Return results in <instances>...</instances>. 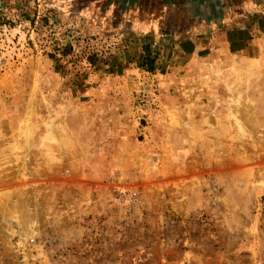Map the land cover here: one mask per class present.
<instances>
[{
    "label": "rangeland",
    "instance_id": "obj_1",
    "mask_svg": "<svg viewBox=\"0 0 264 264\" xmlns=\"http://www.w3.org/2000/svg\"><path fill=\"white\" fill-rule=\"evenodd\" d=\"M190 1L0 0V264H264V0Z\"/></svg>",
    "mask_w": 264,
    "mask_h": 264
},
{
    "label": "crops",
    "instance_id": "obj_2",
    "mask_svg": "<svg viewBox=\"0 0 264 264\" xmlns=\"http://www.w3.org/2000/svg\"><path fill=\"white\" fill-rule=\"evenodd\" d=\"M222 5V0H191L190 6L192 13L195 18H199L200 21H208L212 24H217L220 17V8ZM206 20V21H205ZM229 27L227 28V30ZM227 30L223 32L225 38L226 47L230 52H243L248 53L255 43L256 38H254L255 32L264 33V25L260 24L251 25L246 27H241L235 32L227 33ZM199 45L194 51L199 50ZM249 54V53H248Z\"/></svg>",
    "mask_w": 264,
    "mask_h": 264
},
{
    "label": "built area",
    "instance_id": "obj_3",
    "mask_svg": "<svg viewBox=\"0 0 264 264\" xmlns=\"http://www.w3.org/2000/svg\"><path fill=\"white\" fill-rule=\"evenodd\" d=\"M30 241H31V242H33V241H34V238H33V237H32V238H30Z\"/></svg>",
    "mask_w": 264,
    "mask_h": 264
}]
</instances>
